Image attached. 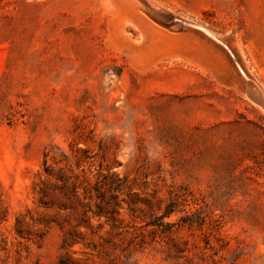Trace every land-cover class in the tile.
<instances>
[{
    "label": "rangeland",
    "instance_id": "obj_1",
    "mask_svg": "<svg viewBox=\"0 0 264 264\" xmlns=\"http://www.w3.org/2000/svg\"><path fill=\"white\" fill-rule=\"evenodd\" d=\"M239 68L264 0H0V264H264Z\"/></svg>",
    "mask_w": 264,
    "mask_h": 264
},
{
    "label": "water",
    "instance_id": "obj_2",
    "mask_svg": "<svg viewBox=\"0 0 264 264\" xmlns=\"http://www.w3.org/2000/svg\"><path fill=\"white\" fill-rule=\"evenodd\" d=\"M183 24L184 25H186V26H189V27H193V28H195L196 30H198V31H201L199 28H197V27H195V26H193V25H191L190 23H188V22H183ZM202 32V31H201ZM239 73H240V76H241V79H242V82L244 83V87L245 88H252L253 86H255L256 88H257V86H256V84L253 82V80H251L246 74H244L243 72H242V70H241V68H239ZM249 92H251V91H249ZM248 93V92H247ZM249 95H250V93H248ZM256 95H258L257 97H256V99H254L255 101H257L263 108H264V99H263V95H261L260 94V92H259V94L257 93Z\"/></svg>",
    "mask_w": 264,
    "mask_h": 264
},
{
    "label": "bare ground",
    "instance_id": "obj_3",
    "mask_svg": "<svg viewBox=\"0 0 264 264\" xmlns=\"http://www.w3.org/2000/svg\"><path fill=\"white\" fill-rule=\"evenodd\" d=\"M191 25H193V26H195V27H197V28H199L203 33H205V34H208V35H210V36H213L214 37V35L213 34H211L206 28H204L203 26H201V25H197V24H193V23H190ZM242 70V72L244 73L245 71H243L244 69H241ZM244 74H246V73H244ZM247 75V74H246ZM242 81V80H241ZM242 87V86H241ZM255 87V86H254ZM258 87H260V86H258ZM261 89V88H260ZM256 90V89H255ZM244 91V90H243ZM246 91L248 92V93H250V97H252V100H254V99H256V97L258 96V95H256L255 94V92H254V90H252V88H246ZM249 91H251V92H249ZM244 93V92H243ZM259 94V93H258ZM262 95V94H261ZM264 95V94H263ZM247 98H248V96H246ZM263 97V96H262ZM263 99H264V97H263ZM251 100V99H250ZM260 106V105H259Z\"/></svg>",
    "mask_w": 264,
    "mask_h": 264
}]
</instances>
